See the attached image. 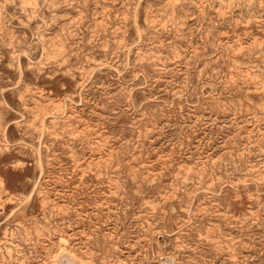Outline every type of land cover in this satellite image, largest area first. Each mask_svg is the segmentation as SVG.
<instances>
[{
	"label": "rangeland",
	"instance_id": "rangeland-1",
	"mask_svg": "<svg viewBox=\"0 0 264 264\" xmlns=\"http://www.w3.org/2000/svg\"><path fill=\"white\" fill-rule=\"evenodd\" d=\"M0 264H264V0H0Z\"/></svg>",
	"mask_w": 264,
	"mask_h": 264
},
{
	"label": "bare ground",
	"instance_id": "bare-ground-1",
	"mask_svg": "<svg viewBox=\"0 0 264 264\" xmlns=\"http://www.w3.org/2000/svg\"><path fill=\"white\" fill-rule=\"evenodd\" d=\"M207 1V0H206ZM30 3V2H29ZM202 4V3H201ZM204 7V6H203ZM35 8V7H34ZM109 150V149H108ZM68 253V252H67ZM71 254V253H70ZM69 255V254H68ZM75 259V258H74ZM81 260V259H80ZM83 260V259H82Z\"/></svg>",
	"mask_w": 264,
	"mask_h": 264
}]
</instances>
